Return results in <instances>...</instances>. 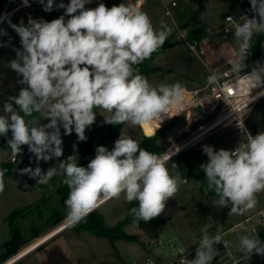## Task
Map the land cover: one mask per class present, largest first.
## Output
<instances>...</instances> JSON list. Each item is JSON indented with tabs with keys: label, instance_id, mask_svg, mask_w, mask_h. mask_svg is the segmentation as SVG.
<instances>
[{
	"label": "clouds",
	"instance_id": "obj_1",
	"mask_svg": "<svg viewBox=\"0 0 264 264\" xmlns=\"http://www.w3.org/2000/svg\"><path fill=\"white\" fill-rule=\"evenodd\" d=\"M35 2L45 12L54 9V0ZM91 2L69 0L65 4L61 0L55 8L64 12L51 21L29 16L27 24L23 19L15 24L8 14L0 15V23L7 21L20 38L21 48L15 49L16 58L9 61L8 67L17 73V82L22 85L17 95L8 96L0 106V137H8L13 159L22 154V146H27L35 157L37 166L19 170L21 175L27 174L41 185H49L56 175L63 176V183L69 188L65 207L70 225L122 195L128 203H138V207L129 210L135 222H148L160 216L168 200L188 182L179 172L172 174L167 153L147 151L136 140L121 134L111 150L97 146L86 167L78 163L75 153L60 160L58 168L49 167L45 172L40 167L41 161L47 163L63 156L61 129L64 135L75 132L79 141L87 140L86 129L97 116L94 109L109 114L104 117L106 124L128 123L147 128L157 121L161 124L165 116L170 117V107L182 99L180 82L153 86L136 67L164 45L171 29L164 23L156 29L147 13L132 3L123 2L111 8L99 3L95 8H87ZM21 3L23 7L30 6V0ZM249 3V11L254 15H243V23L233 22L234 39L239 44L228 63L237 72L247 67L244 62L253 35L264 33V0ZM227 19L232 21L231 16ZM2 35L7 32L0 28ZM248 75L255 86L264 84V65L257 62ZM216 80L215 73L208 77L209 84ZM34 113L45 114L48 122L39 124ZM241 125L242 121L238 127ZM245 131L246 142L235 149L216 150L210 145L202 148L208 158L200 165L207 189L218 197L217 206L231 205L230 215H243L254 209L258 194L264 193V131L255 136L246 128ZM153 134L146 133L149 137ZM171 168L177 166L173 163ZM6 172V168L0 169V193L5 188ZM201 231L195 258L182 257L178 264H212L219 254L214 245L223 243L225 249L231 246L221 233L210 236L207 227ZM237 251L243 253V260L249 261L253 254L264 257V241L257 234L240 235Z\"/></svg>",
	"mask_w": 264,
	"mask_h": 264
},
{
	"label": "rangeland",
	"instance_id": "obj_2",
	"mask_svg": "<svg viewBox=\"0 0 264 264\" xmlns=\"http://www.w3.org/2000/svg\"><path fill=\"white\" fill-rule=\"evenodd\" d=\"M172 1H175V5H172ZM60 2L61 0L54 1L53 12L58 15L56 18L64 12L63 9L55 8V4ZM63 2L67 4L69 0H63ZM123 2L134 5L136 0H92L86 7L95 8L99 3H106L105 5L111 8L113 5H119ZM137 3L138 5L135 6L147 13L156 29H160L161 23L166 24L171 29V34L166 39L167 43L164 44L161 51L149 64V67L155 68V70L149 72L145 77H147L153 86H158L162 82L168 84L180 82L182 84V99L179 103L173 104L169 110L170 117L178 113L176 117H173L175 120L165 116L161 124L157 121L147 128L125 123L119 127L114 137L104 140L100 137L106 132L108 127V124L104 123V117L109 114L100 108L94 109L97 116L95 123L86 129L85 135L87 136V140L83 142L79 141L75 132L71 135H64L63 129H61L64 149L63 156L59 160L53 159L47 163L41 161L40 167L43 171L46 172L49 167L58 168L60 160H65L69 155L74 153L77 155L78 163L86 167L95 156L97 146H105L111 150L114 147L115 140L121 134L131 137L139 143L146 133H155L157 127L163 124H169V126L165 132L156 137V142L163 149L160 154H169L191 137L197 126L203 124L213 116L214 110L201 106H192L191 99L193 98L191 92L202 88L206 84L208 70L203 63V59L206 56H209L212 66H218L221 69L231 67L225 60V56L229 57V52L226 50L227 46L223 45V39L219 34H213V32L221 25L225 15L234 14L239 10L236 0H145L144 3L142 2L143 4H141V1ZM37 7H39V3L36 2L31 9L38 10ZM166 11H169V13H166ZM33 15L34 19H46L45 13L43 15L42 12L36 14V11H33ZM25 21L26 17L24 23L27 24ZM7 26L8 23L6 21L0 28H6ZM181 33L185 34L184 38ZM188 38L201 40L209 38L210 41L208 42L206 53L201 54L191 51L187 46ZM254 40L255 36L253 35L251 45L254 43ZM17 41L19 42L20 38L18 35H14L10 41L13 47L11 50H15L14 45ZM15 58L16 54L10 61ZM249 60H251L250 64L252 66L256 67L257 62L264 65V54L259 49L258 56L245 60L244 63L247 67L240 72L248 70L249 65L247 63ZM14 73L16 81L12 87L8 88L10 95H17L19 89L22 87L17 82L20 77L16 72ZM202 93V91L199 92V94ZM17 111H19L18 107ZM34 117L39 124H46L48 122L43 113H36ZM188 122L191 125L189 127L186 126V128L188 127L187 131L181 130L182 132H176L177 129H174V124L180 126ZM245 126L253 136L258 132L264 131V96L252 107L245 120ZM246 139V135L239 132L237 127L217 128L206 133L204 138L170 155L171 158L167 161V166L173 175L179 172L177 169L171 168L173 158H178L182 161L187 160L192 163L196 167L195 172L198 175L193 173L183 175L179 172L180 176L188 180V182L180 186L177 194L168 200L165 211L156 217L166 220L144 225L131 222L125 223L123 231L135 236L138 241H145L146 245H148L147 242H158L161 247L169 251L179 249L180 247L187 250L189 247L199 244L202 237L201 229L207 227L208 231L211 230L210 225L214 224L216 216H223V218L229 219L227 222H235L238 216L241 215H230L231 205H229V208L217 206L215 201L218 200V197L213 191L211 192V190L207 189L206 175L201 170L200 165L206 163L208 158L203 153L202 148L204 145H210L216 150L221 148L226 150L234 149L239 143L246 142ZM1 146L5 152L0 169L6 168L7 172L4 176L5 188L0 193V244L2 241L8 239L10 235L8 230L3 229V217L1 216L8 212L7 226L10 228L12 235H16L20 239L34 234L40 237L63 225L67 221L66 215L56 223L51 216L54 210L60 213L65 212L62 200L67 199L69 188L63 183V176H54L50 180L49 185L37 184L36 180L30 183L20 182L12 176V171L19 163L20 154L12 161L10 148L8 146ZM261 197H263V193L257 196V207L249 212L253 213L258 207H261ZM132 207H138V203L136 201L128 203L122 195L119 199H110L101 204L94 212L103 215L105 225L113 226L127 218L130 215L129 210ZM13 209L18 211L15 215H11ZM258 217L256 215L254 219L259 221ZM60 232H62L61 235L70 239H68L70 241V250L74 252L80 264H110V259L117 256L116 249L114 248V241L116 240L120 246L127 244L126 250L121 252L123 264H133L134 261L141 264L145 259V257L140 259V257L136 256L135 251H139L140 245L135 243V241H128L113 236L108 238L107 236L97 235L89 230L77 228L76 225L70 224L66 225ZM231 233L224 238L245 235L246 231L240 227H235ZM250 233L253 235L257 234L261 241H264V227L261 224L258 225L255 233ZM136 245L138 248L135 247ZM133 247L137 250H133ZM195 251L196 248L188 254L187 258H195ZM258 256L256 255L255 257L257 258ZM99 258L108 259V261L101 262ZM261 262L264 264V257ZM169 264L175 263L170 262Z\"/></svg>",
	"mask_w": 264,
	"mask_h": 264
},
{
	"label": "crops",
	"instance_id": "obj_3",
	"mask_svg": "<svg viewBox=\"0 0 264 264\" xmlns=\"http://www.w3.org/2000/svg\"><path fill=\"white\" fill-rule=\"evenodd\" d=\"M138 1H141V4H143L145 0L144 1L136 0L134 5H138L137 3ZM35 3L36 2L34 0H30V6L23 7L21 0H0V15L8 14L12 23H16V24H19L21 19H23L24 21L25 17H26V21H25L26 23L29 16L34 18L33 11L34 12L36 11V14L42 12L44 15L45 13V17H46L47 12L43 10V6L41 4H39V7H37L39 11L31 9ZM5 22L6 21L0 23V27L3 26ZM3 29L6 30L7 35L0 36V42L3 43V46H0V96L3 97L0 98V106H2V102L6 100L8 96H11L8 93V88L12 87V85H14L13 83H15L16 81V76L14 73L15 71L9 69L8 63L10 59L16 54L15 50H11L13 49V47L10 41L11 39H13V36L17 34L11 27H9V25ZM14 47L15 49L21 48L20 41L19 42L17 41ZM177 114L169 118L176 117ZM189 125H191V123L189 122L187 124H182L180 126L174 124V129L175 130L177 129L176 132H182L184 130L187 131ZM186 126L188 127L186 128ZM4 152L5 150L1 146V142H0V164L3 160L2 158ZM259 208L260 207H258L253 213H255ZM253 213L248 211L243 215L238 216L235 222L232 221L227 222V220L229 219L225 217L223 218V216L215 217L214 219L215 225L214 224L210 225L211 230L208 231L209 232L208 234L210 236H214L217 232L221 233L223 235V239L230 242L231 246L225 249L223 243L214 245V247L217 249L219 254L216 257H214L212 264H235L237 260H239V264H262L261 260L263 259V257L259 255L256 258L255 257L256 254H253L249 261L240 259V257L243 256V253H239L237 251L239 236L224 238L229 233L232 234L231 232L234 230L231 229L232 226L242 221L247 216L252 215ZM8 215L9 212L5 215L3 214L1 215L3 217L2 218L3 229L8 230L10 235L8 239L2 241V243L0 244V264H80L74 252L70 250V243H69L70 239L68 238L69 239L68 240L66 236L61 235L62 232L60 231L62 229L56 232H54L55 229L51 230L40 237L37 235H32V236L24 237L22 239L17 238V242H18L17 249L14 252H11L9 255L3 256L6 251V243L9 242L13 236L10 228H8L6 223ZM245 234H252V233L246 232ZM135 243H138L140 245L138 249L139 251H135L136 256L140 257V259H143L144 257H150L154 261V264H169L170 262L178 264L179 259H181L182 257H187L189 253H191L195 248L198 247L197 244L195 246L189 247L187 250L180 247L179 249L169 251L168 249L161 247L158 242H147L148 245H146L145 241L139 240V241H135ZM126 245L127 244H123L120 246L117 244V240L114 241V248L116 249L117 256L115 258L110 259V264H123L121 261L122 260L121 252L126 250ZM135 247L138 248L137 245ZM136 248L133 247V250H137ZM229 252L232 253L231 256L228 255ZM99 260L101 262L108 261V259L104 260L103 258H99Z\"/></svg>",
	"mask_w": 264,
	"mask_h": 264
},
{
	"label": "built area",
	"instance_id": "obj_4",
	"mask_svg": "<svg viewBox=\"0 0 264 264\" xmlns=\"http://www.w3.org/2000/svg\"><path fill=\"white\" fill-rule=\"evenodd\" d=\"M239 10L234 14H227L223 18L221 25L213 32V34H219L223 39V45L227 46L229 57L225 56V60L228 63L229 60L234 58L235 52L238 50L239 41L234 39V23H243V15H247L251 18L254 13L249 11L250 3L249 0H236ZM172 5H175V1H172ZM169 13V11H166ZM231 16L232 21L227 18ZM260 33H257L258 35ZM182 37H185L184 33H181ZM209 38L197 39L188 38L187 46L188 48L195 52L205 54L208 48ZM260 50L264 54V38L260 43ZM248 56L252 57L251 46L248 49ZM257 59V58H256ZM203 63L208 70L207 81L205 86L200 89L191 92L192 103L194 106H201L204 108H209L214 110L213 116L209 119L215 118L216 114L219 112L220 122L216 125V128H227V127H237L239 132L246 135L245 131V120L250 113L254 104L264 96V84L260 86H255V81L249 78V73L255 66H252L251 60L248 61L249 68L243 72H237L231 67L221 69L218 66H212V62L209 56L203 59ZM215 73L217 75V80L215 83L209 84L208 77ZM203 92L199 94V92ZM256 97V99H253ZM0 98H3L0 96ZM249 101L245 102V100ZM238 115V116H237ZM242 121L244 125L238 127V123ZM245 126V127H244ZM235 149V148H234ZM16 159V157H15ZM15 159L11 158L12 161ZM261 207L253 214L244 218L242 221L238 222L231 229L235 227H240L242 229H249L251 232L255 233L259 224L264 227V193L261 197ZM258 215V220L256 221L254 217ZM133 264H140L134 261ZM141 264H153V260L150 257H145Z\"/></svg>",
	"mask_w": 264,
	"mask_h": 264
},
{
	"label": "trees",
	"instance_id": "obj_5",
	"mask_svg": "<svg viewBox=\"0 0 264 264\" xmlns=\"http://www.w3.org/2000/svg\"><path fill=\"white\" fill-rule=\"evenodd\" d=\"M104 4H106V3H104ZM57 16L58 15L53 11L47 12L45 20L50 21L51 19L56 18ZM254 36H255V40H254V43L251 45L252 57L258 56L259 49H260V43L264 37V33H260L258 35L254 34ZM166 43L167 42L165 41L164 44H166ZM162 47L159 48L156 52H154L150 59H147L144 62H142L141 64L136 66V67H138L140 74H142L143 76H146L149 72H151L152 70H155V68H150L149 64L153 61L155 56L161 51ZM247 58H250V56H248ZM21 115H23V113H21ZM33 115H36V113H34ZM173 120H175V118H173ZM120 126L121 125L113 126V125L108 124L106 132L100 138L105 140V139L114 137ZM168 126H169V124H163L150 137L145 135L142 138V140L139 142L140 147L147 150V151L160 154L163 151V149L157 144L156 137L159 134L165 132V130L168 128ZM10 135L11 134L9 133V137H10ZM7 139H8V137L1 138V141H0L1 145L8 146L7 145ZM174 159L175 158H173L172 161L177 166L176 169L180 172V174L184 175V174H188V173H193V174L198 175V173L195 172L196 167H194L192 165V163H190L187 160L182 161V160H179L178 158L175 160ZM9 170H11V169H9ZM65 200L66 199L62 200V206H63L64 211H65L64 213H60L57 210H54L52 212L51 216L54 219L55 223L62 220L63 217L66 215ZM17 212H18L17 210H13L11 212V215H15ZM164 220H166V219L153 218L152 220H150L148 222H144V221L135 222L134 217L129 215L127 218L119 221L116 225L107 226L104 224L103 215L99 214V213H95L94 211H92L84 220H82L81 222H79L75 225L77 228H84L86 230L93 232L94 234L107 236L108 238H111L113 236V237L122 238V239H125L128 241H138L135 236L129 235L123 231V226L125 223L131 222V223H135V224L144 225L147 223L163 222ZM34 235H36V234H34ZM17 238H18V236L13 235L12 239L6 243V251H5L3 256H7L11 252H14L17 249V246H18Z\"/></svg>",
	"mask_w": 264,
	"mask_h": 264
},
{
	"label": "bare ground",
	"instance_id": "obj_6",
	"mask_svg": "<svg viewBox=\"0 0 264 264\" xmlns=\"http://www.w3.org/2000/svg\"><path fill=\"white\" fill-rule=\"evenodd\" d=\"M193 99H191L192 101ZM245 100V102L249 101ZM222 112V111H221ZM219 112V113H221ZM219 113L216 114L215 118L208 120L207 122H205L204 124H201L199 126H197L194 130V133L191 135V137H189L180 147H178L177 149H175L173 152L169 153L168 155H172L173 153L177 152L178 150L184 148L185 146L191 145L195 142H197L198 140H200L201 138L205 137V134L208 133L209 131L213 130L216 128V125L220 122V118H219ZM238 116V115H237ZM247 129V128H246ZM69 223L66 221L63 225H61L60 227H58L57 229L54 230V232L59 231L61 229H63L64 227H66V225H68Z\"/></svg>",
	"mask_w": 264,
	"mask_h": 264
},
{
	"label": "water",
	"instance_id": "obj_7",
	"mask_svg": "<svg viewBox=\"0 0 264 264\" xmlns=\"http://www.w3.org/2000/svg\"><path fill=\"white\" fill-rule=\"evenodd\" d=\"M36 166L35 157L28 152L27 146H22V154H20L18 165L12 171V176L14 179L23 183L33 182L35 179L30 178L27 174L21 175L19 170L25 167H31L34 169Z\"/></svg>",
	"mask_w": 264,
	"mask_h": 264
}]
</instances>
